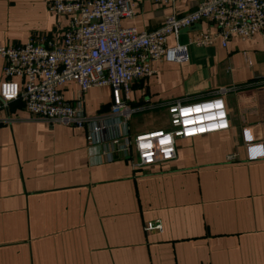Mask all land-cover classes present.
Instances as JSON below:
<instances>
[{"label": "crops", "instance_id": "0c3cea01", "mask_svg": "<svg viewBox=\"0 0 264 264\" xmlns=\"http://www.w3.org/2000/svg\"><path fill=\"white\" fill-rule=\"evenodd\" d=\"M135 2V17L122 24L151 31L199 0ZM48 13L44 0H0V43L65 25ZM197 23L188 41L215 31ZM179 35L168 44H182ZM187 50V61H155L151 75L132 82L128 133L167 128L176 99L220 93L230 127L178 139L176 158L162 164L134 169L128 150L89 144L83 129L37 119L20 100L0 109V119H10L0 123V264H264V33ZM2 66L0 59V82ZM78 90L70 81L63 96L74 102ZM82 99L86 114L109 118L108 85ZM156 219L162 230L145 231Z\"/></svg>", "mask_w": 264, "mask_h": 264}, {"label": "built area", "instance_id": "2783aa9c", "mask_svg": "<svg viewBox=\"0 0 264 264\" xmlns=\"http://www.w3.org/2000/svg\"><path fill=\"white\" fill-rule=\"evenodd\" d=\"M145 1L160 6L174 2ZM45 2L50 13L65 18L66 23L62 26L58 21L51 32L34 33L22 44L0 43V109L7 110L10 102L20 100L22 109L37 119L83 129L89 144L108 141L116 149L128 150L134 169L175 159L178 139L229 129L228 110L220 93L193 101L176 99L167 105L169 128L130 135L127 121L133 108L127 99L131 84L151 75L155 61H187L188 44L205 46L219 39L225 47L232 35L250 40L263 34L264 0H199L193 11L180 16L172 12L151 31L122 24L135 17V0ZM201 20L208 21L215 31L199 30L187 44H168L170 35ZM70 81L79 87L74 102L63 96V87ZM104 85L112 93L106 120L86 114L82 104V93ZM9 122L0 119V123ZM162 228L159 219L144 224L145 231Z\"/></svg>", "mask_w": 264, "mask_h": 264}, {"label": "water", "instance_id": "95a60500", "mask_svg": "<svg viewBox=\"0 0 264 264\" xmlns=\"http://www.w3.org/2000/svg\"><path fill=\"white\" fill-rule=\"evenodd\" d=\"M200 29V24H192L191 26L183 27L180 29L179 40L182 44H186L188 42V31Z\"/></svg>", "mask_w": 264, "mask_h": 264}, {"label": "rangeland", "instance_id": "374dc122", "mask_svg": "<svg viewBox=\"0 0 264 264\" xmlns=\"http://www.w3.org/2000/svg\"><path fill=\"white\" fill-rule=\"evenodd\" d=\"M44 4H45V10H46V13H47V15H48V14H49L48 12H50V11H49L48 8H47V5H46L45 0H44ZM37 30H38V29H37ZM42 30H43V29H42ZM38 31H40V29H39ZM167 128H169V126H168Z\"/></svg>", "mask_w": 264, "mask_h": 264}, {"label": "trees", "instance_id": "16d2710c", "mask_svg": "<svg viewBox=\"0 0 264 264\" xmlns=\"http://www.w3.org/2000/svg\"><path fill=\"white\" fill-rule=\"evenodd\" d=\"M18 105H19L20 107H22V103H21L20 101H18Z\"/></svg>", "mask_w": 264, "mask_h": 264}]
</instances>
